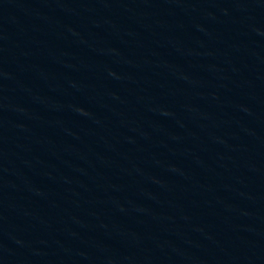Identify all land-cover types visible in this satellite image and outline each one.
Returning <instances> with one entry per match:
<instances>
[{"label":"water","instance_id":"95a60500","mask_svg":"<svg viewBox=\"0 0 264 264\" xmlns=\"http://www.w3.org/2000/svg\"><path fill=\"white\" fill-rule=\"evenodd\" d=\"M0 264H264V0H0Z\"/></svg>","mask_w":264,"mask_h":264}]
</instances>
